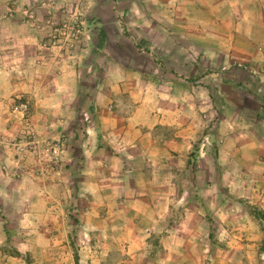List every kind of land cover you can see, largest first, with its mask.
Returning <instances> with one entry per match:
<instances>
[{"label":"rangeland","instance_id":"obj_1","mask_svg":"<svg viewBox=\"0 0 264 264\" xmlns=\"http://www.w3.org/2000/svg\"><path fill=\"white\" fill-rule=\"evenodd\" d=\"M90 2L0 0V264H264V33Z\"/></svg>","mask_w":264,"mask_h":264},{"label":"crops","instance_id":"obj_2","mask_svg":"<svg viewBox=\"0 0 264 264\" xmlns=\"http://www.w3.org/2000/svg\"><path fill=\"white\" fill-rule=\"evenodd\" d=\"M29 1L32 2V0ZM90 1L85 0L87 3ZM150 1L154 5L151 28L158 32L161 29L168 30L169 39L173 37L177 39L178 37V43L170 39L173 45H188L197 41L199 45H206V54H212L214 52L213 50L209 51V47L219 53L220 49L225 46L236 45L239 40V33L243 34V31L258 33L262 31L264 33V0H120L128 14L134 13L135 10L136 13L147 12V7L151 6V3L148 4L147 2ZM93 6L95 7V4L92 5V2H90V7L93 8ZM110 6L109 3L106 11H111ZM129 10L130 12H128ZM136 19L137 26L146 24L144 18L139 19V17H136ZM164 19H167L169 23H164ZM9 26L12 28L17 24L10 23ZM102 28L106 32V28ZM141 29L143 28L141 27ZM142 39L150 42V44L161 43L158 37V41H151L152 38L148 39L146 37ZM249 40L254 39L249 38ZM187 58L190 59L191 56ZM143 110L144 108L140 105L138 108L140 115ZM151 119V115L148 118L143 117L141 119L128 118L132 123V131L137 134L141 133L144 128L154 126Z\"/></svg>","mask_w":264,"mask_h":264},{"label":"trees","instance_id":"obj_3","mask_svg":"<svg viewBox=\"0 0 264 264\" xmlns=\"http://www.w3.org/2000/svg\"><path fill=\"white\" fill-rule=\"evenodd\" d=\"M99 22L100 21H98V23ZM106 39H107V35H106L105 30L103 28H100V30H99V40L97 41L96 47L98 49L102 50L104 48V44H105ZM256 215H258V218H260L261 220H263L264 214L259 213V214H256Z\"/></svg>","mask_w":264,"mask_h":264}]
</instances>
